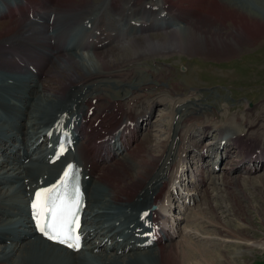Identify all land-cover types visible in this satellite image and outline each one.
<instances>
[{
    "label": "bare ground",
    "instance_id": "obj_1",
    "mask_svg": "<svg viewBox=\"0 0 264 264\" xmlns=\"http://www.w3.org/2000/svg\"><path fill=\"white\" fill-rule=\"evenodd\" d=\"M37 1L19 0L11 4L4 1L0 7V20L11 17L13 10L21 16L27 3ZM200 1L210 9L207 15L195 8L198 0H103L98 3L86 0L85 4L71 11L72 15L62 13L67 12L65 9H69L71 0H47V12L33 11L30 21H11L5 27L0 26V68L5 71L0 72V107L6 110V115L0 117V264H185L186 255L191 252L184 243H170L172 234L159 225V212L150 206L159 203L168 173L175 164L172 149L179 146L180 140L176 138L179 127L186 119L207 115L204 112L207 108L194 101L181 104L177 110L176 134L168 148H164L162 157L150 155L143 158L142 153L133 150L132 146L141 134L138 121L149 119L153 113L152 104L147 103L153 96L140 102V105L144 102L140 106L143 112L137 115L127 111H134L130 109L131 104L122 103L121 108L126 107L122 112L117 101H112L109 96L110 106L99 109L96 103L115 85L121 87L122 99L127 103L136 102L140 87L154 83L153 79L145 77L125 84L128 72L123 67L131 62L176 53L230 59L244 46L257 43L255 34L264 26V0ZM72 2L76 4L75 0ZM59 6L67 8L60 11ZM227 21L239 27L228 30ZM70 24L73 31L80 28L85 35L75 38L69 32L64 37H72V42L65 47L62 45L63 30ZM251 39L257 40L250 42ZM24 47L33 50L35 56L31 57L37 62L28 65L30 70H22L26 78L11 75L10 59L6 61L4 55V61L1 53V49L10 53V49L17 51ZM78 49H88L93 54H80ZM47 70L51 72L48 79L56 75V70L59 72L60 75H56L59 88L47 84ZM64 73L70 74L66 81L62 79L66 77L62 75ZM95 75L100 77L75 88L77 82ZM142 98L140 96L139 100ZM61 115L72 116L71 126L75 134L72 148L76 155L66 154L49 164L53 141L51 131L62 125L58 120ZM97 120L99 124L95 126L93 122ZM87 125L92 129L87 130ZM104 125L113 131L107 139L110 150L94 152L89 144L92 140L102 139L99 131ZM206 132L198 133L207 135ZM244 137V133L231 136L220 142L216 151L219 147H229L228 142H231L245 153L248 162L263 161L264 141L251 138L248 142ZM195 139L199 143L197 146L192 144L196 147L190 149L198 154L197 150L202 152L205 149L200 147L201 136ZM120 148L122 152H119ZM125 150L126 155L117 168L97 165H109ZM230 151L227 148L224 158L233 156ZM206 153L205 150L197 157L206 160ZM208 154L211 158L212 154ZM70 160L83 167L86 206L82 250L90 251L91 255L82 250L73 253L40 238L27 212L26 205L37 188L52 182ZM132 172L138 178L133 183L125 178ZM94 179L107 189L99 186L91 189ZM203 179L200 184L205 183ZM209 210L215 214L214 208ZM148 220L152 221L153 242L146 240L151 237L149 233L141 236L148 228L143 230ZM219 231V235L228 232V237L240 234L236 229L221 228ZM148 248L153 250L141 252ZM189 257L195 258L193 253ZM225 258L224 264H233L230 255ZM216 264L223 263L216 261Z\"/></svg>",
    "mask_w": 264,
    "mask_h": 264
},
{
    "label": "rangeland",
    "instance_id": "obj_2",
    "mask_svg": "<svg viewBox=\"0 0 264 264\" xmlns=\"http://www.w3.org/2000/svg\"><path fill=\"white\" fill-rule=\"evenodd\" d=\"M4 1L10 3L14 1L13 3H16L19 0H0V7L4 5ZM46 1L38 0L37 2H32L33 8L30 7V4H27L21 16L16 13L17 16L13 15L14 18L8 17L0 20V26L5 27V24L16 21H30L29 19L33 17L30 15L32 11L35 13V11L46 10L47 12L49 8ZM85 1L75 0L76 4H74L71 0V6L69 5L68 8L72 10L65 9L67 6L63 8L59 6L58 10L64 11L65 9L67 12L64 11L62 13H70L72 15L73 10L78 5L82 6V4H85ZM90 1L98 3L103 0ZM116 1L123 2L124 0ZM199 2L201 3L198 0L197 6L194 7L199 13L207 15L210 9L208 7L205 8ZM104 3L107 5L108 1H104ZM50 5L54 4L50 2ZM195 8L194 10H196ZM228 21L226 22L228 30L239 27L234 22L229 23L231 21ZM71 24L68 25L67 29L63 30L62 38L65 35H69V32H71V36L73 31V25ZM262 28H264L263 25L259 33L255 34L258 37L257 43L251 46H244L245 48L241 52L230 59H213L201 55L176 53L173 55L148 56L145 59L135 61L136 63L131 62L126 64L123 67L128 72V75L125 76L126 79L124 78L125 84L129 80L145 79V77L153 79L154 83L140 87L136 102L130 101L127 103V100L122 99L121 87L115 85L113 88H109L103 94L105 96L102 95L103 99L96 103V108L99 109L107 105L110 106L108 100L111 97L112 101H117L120 108L122 107V103L131 104L130 109H134V111H127L134 112L137 115L143 112L140 106H143L144 102L142 105H140V102L153 96L147 102L148 104H152L151 109H153V113L149 119L147 118L145 121L144 119L139 120L143 122L140 126L144 130L138 126L141 134L138 141L134 142L132 146L133 150L142 153L143 156H141L143 158L150 157V155L155 158L162 157L165 149L168 148L176 134L177 110L181 104L194 101L201 103L200 105L204 107L206 105L207 109L204 112L207 115L201 114L194 117L195 119H186L183 128L182 126L179 127L180 130L176 135V138L180 140L179 146L172 149L175 164L167 176L168 183L163 191V202L156 203V211L160 212L161 219L159 220L161 225L173 236V241L170 243H184L187 251H190L195 256L192 260V257H189L191 253L187 254L188 260L184 262L185 264H216V261L224 264L227 259L225 257L229 255L232 262L234 261L233 264H264V162H254V160L248 162V158L243 159L245 153L238 150L237 146H235L236 144H233L231 148L230 154L233 156L230 159L224 158V153L228 147L224 146L218 152L216 151L217 145L220 142H224L220 141L221 138L224 139L228 134L232 135L227 139L239 133H244V139L248 142H250L251 138L258 142L264 141V31H262ZM256 40L251 39L250 42H255ZM71 42L72 37H67L66 39L64 37L62 39V45L65 47H67V43L70 44ZM77 52L80 54H93L88 49H78ZM1 53L3 60L4 55L6 61L10 59V62H8L11 64V69L13 70V73L11 70V75L26 78V75L22 71L27 68L25 64H37L35 59L31 57L35 56V54L29 47H24V49H18L17 51L10 49V53L4 52L1 49ZM0 72L5 71L0 68ZM55 72L57 76L60 75L57 70ZM50 75L51 72L47 70V76L45 77V81L46 79L48 80L47 84L52 85L55 89L59 88L60 84L57 82V76L54 75L48 79ZM62 75L66 76L65 78L62 77L65 81L67 77H70L69 73ZM99 77V75H95L82 79L75 84V88H78V86L85 82L97 80ZM121 78L118 77V79ZM70 87L73 88V86ZM140 96L144 98L139 100ZM195 99H198V101H195ZM176 102L183 103L176 106ZM125 108H121V111L123 112ZM140 110L142 111L140 112ZM127 111L125 110V112ZM3 115H6V110L0 107V117ZM193 119L192 123L190 120ZM246 123L251 126V129ZM98 124L99 121L95 126H98ZM253 125H255L254 128ZM207 127V135H200L198 133L202 130L206 131ZM89 128L90 130L92 129V127ZM212 130L216 132L211 133ZM210 133L214 136H210ZM200 136L201 145L207 146L208 143L213 144H209V147L200 145L207 152L206 160L210 157L208 152L211 154L217 153L213 159L210 158L208 161L201 160L199 157L200 161L197 159V156L203 154L205 150L202 152L197 150L198 154L194 151L191 153L192 149L190 148H195L197 146L196 143H199L195 138ZM218 136L221 138L218 139ZM204 137L206 138L202 141ZM176 138L175 141H178ZM189 142L190 144L187 146ZM194 143L196 146L192 145ZM183 145L186 148L183 147L181 149ZM106 148L102 152H108L109 146H106ZM96 149L100 150L101 147L97 146ZM187 149L191 152H188ZM233 149L234 151L238 150V154L243 155H235L236 153H234ZM124 152L122 156L109 165L101 163L99 166H102L101 168L106 166L117 168L127 151L125 150ZM220 154H224L221 155L222 163L220 164V169L214 171L212 166L215 162L213 163V161L219 163L217 157ZM206 165H208L209 170L212 169L211 172L206 171ZM249 169H252L250 173ZM201 170H204L202 174H200ZM135 176L136 174L132 172V175H128L125 178H128L133 183L138 179ZM203 177L205 178V183L200 184V180H204ZM93 186H99L100 189L104 190L107 189L104 184L97 183L96 181L91 185V189H93ZM175 188L177 189V193H174ZM171 189L173 194L171 193ZM187 199L190 200V203H186ZM210 207L214 208V215L209 210ZM219 222L222 225L224 224L223 226L230 225L229 227H223L220 224L217 227L216 225ZM221 228L228 231L236 229V232L241 235L236 234L235 236L230 235L228 237V232H222L219 235V229ZM152 250L153 248H148L141 250V252L144 251L143 253H146ZM87 252L91 255L90 251H84V253ZM232 252L233 254L231 255Z\"/></svg>",
    "mask_w": 264,
    "mask_h": 264
},
{
    "label": "snow or ice",
    "instance_id": "obj_3",
    "mask_svg": "<svg viewBox=\"0 0 264 264\" xmlns=\"http://www.w3.org/2000/svg\"><path fill=\"white\" fill-rule=\"evenodd\" d=\"M76 181V170L73 165H69L56 184L36 191L30 207L39 232L51 240L79 250L78 209L82 201Z\"/></svg>",
    "mask_w": 264,
    "mask_h": 264
}]
</instances>
